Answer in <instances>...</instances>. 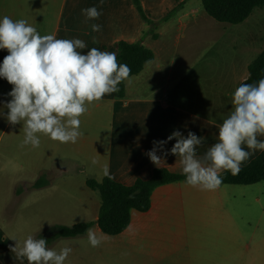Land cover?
<instances>
[{"label":"crops","instance_id":"obj_1","mask_svg":"<svg viewBox=\"0 0 264 264\" xmlns=\"http://www.w3.org/2000/svg\"><path fill=\"white\" fill-rule=\"evenodd\" d=\"M140 2L155 22L179 7L169 20L158 25L154 31L157 38L146 34L148 26L132 0H103V4L101 0H0V18L25 19L41 35H47L54 20L57 22L52 34L58 39L79 38L88 49L95 47L116 54L118 42L142 40L155 55L138 75L125 81L124 98H116L113 93L89 106L88 112L80 117L84 135L75 144L53 141L38 133L41 140L38 148L30 145L20 148L23 124L11 125L6 119L5 104L11 99L8 93L12 85L7 80L0 85V146L3 148L0 180H7L0 208V264H28L26 258L18 260L11 251L16 243L11 238L22 241L31 235L27 229L32 206L41 212L55 213L67 206L78 220L68 225L60 215L49 227L91 222L90 228L106 237L95 248L89 244L86 233L55 240L49 248L57 251L66 246L72 248L65 264H264V234L247 219L263 221L264 206L258 205L251 211L240 203L238 196L246 193L241 186L250 185L222 184L217 190L202 191L183 181L171 182L153 190L149 210L131 211L130 223L122 233L105 234L96 224L101 200L98 191L86 185L87 179L101 181L113 177L114 181L131 186L138 179H150L156 168L182 174L180 158L175 155L158 152L163 159L160 167L150 161L145 153L153 148V141L165 140L177 130L187 137L191 131L203 138L196 149L197 156L202 158L218 141L219 125L232 110L231 107L229 111L221 107H188L179 94L171 95L169 88L190 72L192 59L190 54H185V48L197 52L196 62L213 47H159L162 43L159 29L172 19L178 21L184 32L199 29L201 1V6L198 0ZM93 6L102 15L85 22L82 9ZM93 23L102 25V31L92 32ZM88 49L81 51L86 54ZM252 61L244 60L233 72L227 98L232 100L235 89L248 77ZM258 139L264 140V136ZM175 142V139L169 141L165 149L170 150ZM260 152L255 151L242 166ZM105 168L108 175L104 174ZM39 179L49 183L34 187ZM62 184L67 187L63 188ZM243 212L251 214L247 217Z\"/></svg>","mask_w":264,"mask_h":264},{"label":"clouds","instance_id":"obj_2","mask_svg":"<svg viewBox=\"0 0 264 264\" xmlns=\"http://www.w3.org/2000/svg\"><path fill=\"white\" fill-rule=\"evenodd\" d=\"M82 14L85 22L102 15L95 6L82 9ZM90 27L94 33L102 31V25L93 23ZM92 39L97 42L95 36ZM84 49L88 46L82 39L41 35L25 19L0 18V50L8 52L0 64V78L12 85L8 93L11 99L5 104L6 119L11 125L23 124L20 148H38V133L60 143H77L84 135L80 117L89 106L119 92V84L129 80L131 68L119 62L116 52L93 47L84 54ZM231 109L219 125L218 141L202 158L196 149L203 138L191 131L185 137L178 130L165 140H154L153 148L145 155L157 167L163 161L158 152L175 155L180 158L183 183L202 191L217 190L223 183L222 172L237 175L255 151H264V140L258 139L264 136V78L241 83L232 94ZM173 139L175 144L166 150L165 145ZM104 174L108 175L107 168ZM85 232L94 248L106 238L93 228ZM11 239L16 242L11 251L18 260L26 258L28 264H65L72 252L67 246L59 251L49 248L46 239L34 235L22 241Z\"/></svg>","mask_w":264,"mask_h":264},{"label":"rangeland","instance_id":"obj_3","mask_svg":"<svg viewBox=\"0 0 264 264\" xmlns=\"http://www.w3.org/2000/svg\"><path fill=\"white\" fill-rule=\"evenodd\" d=\"M198 3L201 6L200 0ZM201 9L202 14L198 16L199 29L192 28L184 32L175 19L159 29L162 35V43L159 47H213L208 48L203 58L196 62H194V56L197 52L186 51L185 48V54H190L192 59L190 72L186 73L187 75L180 83L169 88L171 95L179 94L188 107L200 109L221 107L229 111L231 99L226 97V91L232 87L233 72L244 64V60L249 62L255 60L264 49V7L255 8L251 15L239 24L217 22L206 14L202 6ZM56 22L54 20L50 22L46 34L54 32ZM2 151L1 145L0 158ZM6 182L7 180H0V208L3 205L2 194L7 188ZM62 186L67 187L66 184ZM240 188L246 191V193L238 194L241 204L246 205L251 211L258 205L264 206V182ZM66 207L64 206L63 211L56 212V215L55 212L38 211L32 206L28 233L34 235L44 231L53 224L54 220L60 219L58 217L60 215L64 216L63 220L68 225L73 224L78 220L76 213ZM242 214L248 217L251 213L243 212ZM247 219L250 223L253 222L252 227L258 228V231L264 234V219L263 221L252 219V217Z\"/></svg>","mask_w":264,"mask_h":264},{"label":"trees","instance_id":"obj_4","mask_svg":"<svg viewBox=\"0 0 264 264\" xmlns=\"http://www.w3.org/2000/svg\"><path fill=\"white\" fill-rule=\"evenodd\" d=\"M142 21L148 26L146 34L154 33L161 22L169 20L178 8L171 11L161 21H153L143 10L140 0H132ZM205 12L215 21L228 24H239L245 21L255 8L264 7V0H200ZM119 62L127 64L131 68V76L138 75L144 67L154 60V52L142 44V40L135 43L120 41L117 44ZM8 55L7 50H0V64ZM248 77L243 81L256 83L264 78V49L248 66ZM6 79L0 78V85ZM241 82V83H243ZM120 91L115 94L116 98H124L125 81L119 84ZM222 184L251 185L264 182V151H261L248 164L241 166L237 175L230 171L222 172ZM183 174L174 173L166 168H156L152 177L148 180L138 179L131 186H126L104 177L101 181L87 179L86 185L100 195V207L96 221L99 229L108 235L122 233L130 223L132 210L145 212L150 208V197L153 190L161 185L171 182L184 181ZM49 183L46 179H39L34 187L45 186ZM93 223L81 222L73 226L55 225L40 232L36 238L46 239L47 244L59 238L76 237L85 234V229L90 228Z\"/></svg>","mask_w":264,"mask_h":264}]
</instances>
